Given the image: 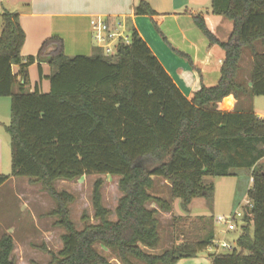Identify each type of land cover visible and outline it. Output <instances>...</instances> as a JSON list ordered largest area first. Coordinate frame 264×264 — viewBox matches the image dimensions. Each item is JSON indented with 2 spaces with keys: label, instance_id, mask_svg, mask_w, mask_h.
Wrapping results in <instances>:
<instances>
[{
  "label": "trees",
  "instance_id": "trees-1",
  "mask_svg": "<svg viewBox=\"0 0 264 264\" xmlns=\"http://www.w3.org/2000/svg\"><path fill=\"white\" fill-rule=\"evenodd\" d=\"M212 9L234 29L222 42L202 16L194 17L225 58L218 84L203 86L192 100L135 28L130 29L129 44L117 45L116 61L100 50L93 56L68 57L63 39L52 37L24 62L26 34L20 16L9 10L2 14L0 98L11 99L5 129L11 138L12 173L0 175V188L12 178H29L55 201L51 214L65 234L57 254L45 249L51 255L49 264H113L98 246L114 252L122 264H177L197 257L214 246V232L162 254L146 251L161 243L159 210L149 205L156 203L166 213L173 210L171 201L152 194L154 178L169 182L172 198L181 199L188 211L194 199L213 197L214 187L205 178L235 176L236 169L252 171V207L244 213L238 250L211 256L212 264H264V168L259 166L264 159V119L250 107L254 98L264 96V0H213ZM136 15L155 13L142 3ZM246 52L252 62L248 79L241 75ZM44 61L53 69L50 92L37 87L26 91L29 67ZM230 96L238 100L234 112L223 107ZM90 175L119 177L123 196L113 221L103 203L104 183L96 181L93 219L84 213V227L78 230L70 212L75 197L59 192L56 182ZM14 251L13 238L3 235L0 264H17Z\"/></svg>",
  "mask_w": 264,
  "mask_h": 264
},
{
  "label": "crops",
  "instance_id": "crops-1",
  "mask_svg": "<svg viewBox=\"0 0 264 264\" xmlns=\"http://www.w3.org/2000/svg\"><path fill=\"white\" fill-rule=\"evenodd\" d=\"M212 1L3 0L0 4V35L3 28L2 14L6 10L18 13L20 25L26 34L21 52L25 62L29 56H36L43 43L52 37L63 39L64 52L68 57L93 56L96 54L95 50L103 51L101 46L95 47L93 44L92 19H103L114 29L118 24H122L124 29L121 31H130L131 28H135L182 93L192 100L194 94L203 86L211 87L218 84L221 78V62L225 58V53L221 48L210 45L208 39L196 26L194 17L202 16L207 28L222 42L230 39L234 29L231 21L213 14ZM142 3L147 4L155 15L137 16L136 9ZM13 69L17 72L19 68L14 66ZM52 73L53 69L46 61L33 64L28 69L29 83L25 89L28 92H34L37 87L41 93L48 94L51 89L49 78ZM15 89L16 92L19 91L17 87ZM8 99L9 97L0 98V111L5 105H9ZM223 105L227 112H234L238 106V100L230 96L223 101ZM258 117L264 119V116ZM4 118L0 115V126L6 127ZM6 149L8 148L5 137L0 132V175L5 174L8 166L5 162ZM13 180V178L10 179V181ZM26 195L22 193L18 196L20 213L15 225H19V229L13 226V229L11 227L9 230H4L6 232L4 235H10L14 243L19 237H22L23 242L29 240L23 237H28L31 232L41 238L50 237L46 232H42L35 216H32L29 224L24 220L29 211L28 206L25 205L28 200L25 198ZM172 213L173 210L166 214ZM7 214L10 215V212L7 211ZM5 221L6 219L1 223L8 224ZM57 228L60 230V227L57 226ZM202 254L204 253L195 258L181 259L177 264H212L211 257Z\"/></svg>",
  "mask_w": 264,
  "mask_h": 264
},
{
  "label": "rangeland",
  "instance_id": "rangeland-1",
  "mask_svg": "<svg viewBox=\"0 0 264 264\" xmlns=\"http://www.w3.org/2000/svg\"><path fill=\"white\" fill-rule=\"evenodd\" d=\"M2 1L3 0H0V4ZM97 34V31L92 29V41L95 47L101 46L95 39ZM123 38L130 43V31H123ZM113 46H115V44H113ZM95 51V53L99 52V50ZM114 55L115 54H112L108 57L112 61H116ZM242 66V78L248 79L249 73L252 70V62L247 52L244 55ZM8 100L7 102H9V105H5L0 111L1 117L4 118L5 116L4 121L7 125L10 124L11 111V99L9 98ZM224 106L225 105H223V107ZM243 106L247 107V103L244 102ZM250 107L257 116H264V96L254 98L250 103ZM0 132L5 137L8 148L5 154V162L8 166L4 175H10L12 173L11 138L5 130V127L0 126ZM259 166L264 168V159L260 161ZM234 174L235 176L230 177L205 178V183L212 184L214 187L213 197L211 199L203 197L194 199L188 211L183 209L181 199L172 198L171 187L165 180L154 178L155 187L152 194L171 201L173 213L166 214V212L160 210L156 203L149 205V208L159 210L158 219L160 221L159 232L161 243L156 250L146 251L150 254H162L166 250L172 249L173 247L175 248L181 244L201 241L210 231L215 234L214 246L205 250L206 252H201L204 253L202 255L211 257L219 253L229 252L230 250L220 247L222 242L230 244L232 250H238L237 240L242 234L243 219L237 218V228L230 232L226 231L225 225L219 224L216 221L219 216H230L235 212L244 214L247 204L250 202L248 195L249 190L252 188V171L249 169H236L234 170ZM13 179V181H10L0 188V238L6 233L4 232L6 229L9 230L11 227L13 229V226L19 229V225H15L17 224V216H19L20 213L18 196L22 193L27 194L25 198H28V200L25 205L28 206L29 211L24 220L29 224L32 216H35L42 232H46L47 236L50 237H42V239L37 236V234L33 235L32 232L28 237H23L24 239H29L24 242L21 241L22 237H19L15 242L14 257L16 261H20L17 262V264H49L51 255L48 254L45 249L57 254L63 247L62 234H65L62 228H60V230L57 228L55 225L57 218L51 214L56 209V203L41 184L34 183L29 178ZM98 180H102L104 183L102 188L103 203L105 207L112 211L110 219L116 220L114 212L118 206L119 200L123 196L119 189V177L111 175H90L75 182H56V189L59 192L66 191L75 197L74 203L70 205V212L71 220L78 230H82L84 227L82 222L84 213L93 219L94 209L92 205V195L94 185ZM7 211L10 212V215L7 214ZM5 219V223H8L6 225L3 224V222L1 223V221ZM92 223L97 222L92 220ZM97 248L99 252L105 255L113 264H122L114 252L102 246H98ZM134 262L136 264H142L137 261Z\"/></svg>",
  "mask_w": 264,
  "mask_h": 264
},
{
  "label": "built area",
  "instance_id": "built-area-1",
  "mask_svg": "<svg viewBox=\"0 0 264 264\" xmlns=\"http://www.w3.org/2000/svg\"><path fill=\"white\" fill-rule=\"evenodd\" d=\"M91 27L94 31H97L98 34L95 39L100 43L106 56L115 54L117 45L119 43L123 42L129 44L128 41L124 40L123 38V31H121V29H124V26L122 24H118L117 28L114 29L105 20L98 18L91 20ZM113 44H115V46H113ZM251 181L253 182V178H251ZM247 207H252L250 202L247 204ZM243 217L244 214H241L240 212H235L230 216H219L217 217L216 221L219 224L225 225L226 231L230 232L236 230L237 218L243 219ZM220 247L227 250H232L230 244L226 242H222Z\"/></svg>",
  "mask_w": 264,
  "mask_h": 264
}]
</instances>
